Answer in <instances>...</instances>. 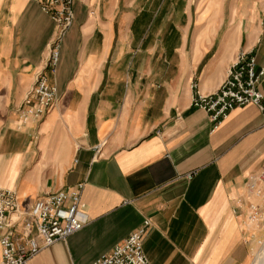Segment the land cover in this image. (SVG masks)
Returning <instances> with one entry per match:
<instances>
[{
	"label": "crops",
	"instance_id": "obj_1",
	"mask_svg": "<svg viewBox=\"0 0 264 264\" xmlns=\"http://www.w3.org/2000/svg\"><path fill=\"white\" fill-rule=\"evenodd\" d=\"M72 9L52 67L58 26L41 0H0V188L26 208L81 186L88 217L26 264H92L144 219L151 264H250L264 236V196L248 188L264 163L263 115L247 104L214 125L191 99L217 90L240 50L264 63V0ZM38 75L56 90L41 118L24 102Z\"/></svg>",
	"mask_w": 264,
	"mask_h": 264
},
{
	"label": "built area",
	"instance_id": "obj_2",
	"mask_svg": "<svg viewBox=\"0 0 264 264\" xmlns=\"http://www.w3.org/2000/svg\"><path fill=\"white\" fill-rule=\"evenodd\" d=\"M76 0H41L58 26L56 37L49 44L47 63L55 67L59 55V39L73 19L72 5ZM264 79V63L257 64L253 52L240 50L228 67L217 90L202 93L195 90L191 105L204 110L214 125L235 107L255 105L264 118V94L259 83ZM56 100V90L42 75H38L24 102L30 113L41 118ZM248 188L257 196H264V163L248 180ZM81 186L67 191L45 193L26 208L20 206L12 189L0 188L1 264H26L43 248L65 239L80 230L88 217L81 209ZM254 218L259 210L251 206ZM144 219L112 250L92 264H151L143 251V240L150 227Z\"/></svg>",
	"mask_w": 264,
	"mask_h": 264
},
{
	"label": "rangeland",
	"instance_id": "obj_3",
	"mask_svg": "<svg viewBox=\"0 0 264 264\" xmlns=\"http://www.w3.org/2000/svg\"><path fill=\"white\" fill-rule=\"evenodd\" d=\"M213 31H212V36L213 33H215V31L214 32ZM222 31H223L222 29L217 31L218 33L216 34V40H218V36L221 34ZM263 226H264V222H263ZM263 253H264V236L260 239L259 243L256 245L250 264H255Z\"/></svg>",
	"mask_w": 264,
	"mask_h": 264
},
{
	"label": "bare ground",
	"instance_id": "obj_4",
	"mask_svg": "<svg viewBox=\"0 0 264 264\" xmlns=\"http://www.w3.org/2000/svg\"><path fill=\"white\" fill-rule=\"evenodd\" d=\"M255 264H264V253L262 254V256L257 260V262Z\"/></svg>",
	"mask_w": 264,
	"mask_h": 264
}]
</instances>
